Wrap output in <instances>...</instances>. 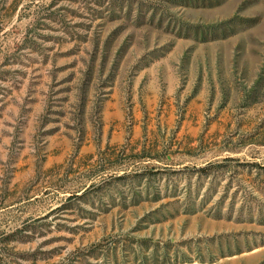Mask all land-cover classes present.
I'll return each mask as SVG.
<instances>
[{"label": "rangeland", "instance_id": "obj_1", "mask_svg": "<svg viewBox=\"0 0 264 264\" xmlns=\"http://www.w3.org/2000/svg\"><path fill=\"white\" fill-rule=\"evenodd\" d=\"M0 264H264V0H0Z\"/></svg>", "mask_w": 264, "mask_h": 264}]
</instances>
